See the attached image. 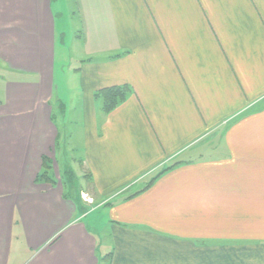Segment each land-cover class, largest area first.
Wrapping results in <instances>:
<instances>
[{"label":"crops","instance_id":"crops-1","mask_svg":"<svg viewBox=\"0 0 264 264\" xmlns=\"http://www.w3.org/2000/svg\"><path fill=\"white\" fill-rule=\"evenodd\" d=\"M56 1L0 0V264H264V0ZM59 103L106 223L35 182Z\"/></svg>","mask_w":264,"mask_h":264},{"label":"rangeland","instance_id":"rangeland-1","mask_svg":"<svg viewBox=\"0 0 264 264\" xmlns=\"http://www.w3.org/2000/svg\"><path fill=\"white\" fill-rule=\"evenodd\" d=\"M56 0H54V6H55V13L60 19L62 16L60 14H57V9H56ZM67 35V34H66ZM57 62L59 65H63L65 61L67 63L70 62L69 60V53H67V47H63V44L66 43V41L69 39H65V34L60 35V31L57 30ZM70 43V42H69ZM72 54V53H71ZM63 68V67H62ZM67 68V67H66ZM64 67L63 69L66 70ZM7 67H5V64L1 61L0 62V104L3 105L5 104L3 100V95H2V79H14L13 74L9 73L7 71ZM58 78V77H57ZM55 103V101H54ZM49 105H51L49 103ZM10 109V107H9ZM60 110H61V104L59 103L58 105H55V111L53 112L52 110V118L55 126V137H54V147L49 151V154L43 156V158L47 159V162L44 163V167L40 172H38L37 176L35 177V182L36 183H49L53 185H59V184H64L65 192L66 194L71 192V190H80V192L85 196L86 199L85 203L82 201V205L85 208V212L89 213L90 215H100L103 216V223L107 222L106 218V210H103L101 207L102 201L99 198H96L93 191V188H90V182H88V177L86 172L84 171V168H82L79 164V159L77 152H73V148L76 146L75 143L77 140V128H78V121L73 117L74 113L71 112V108L68 111V115L65 120V125L63 127L62 121H61V116H60ZM23 121V120H22ZM21 122V120H20ZM64 148L68 151L64 153ZM64 161L68 162V165L72 168L76 174V176L73 177V175L70 172L65 173V164ZM44 161L42 160V163ZM42 172V173H41ZM50 179V180H49ZM71 188V189H70ZM83 197V196H82ZM88 198H91V201L88 202L86 201ZM82 200V199H81ZM106 207V206H104ZM103 207V208H104ZM78 217V216H77ZM89 222V219H86ZM75 221L73 218L71 220ZM18 231V230H17ZM21 230L20 233L18 234V237L22 239L23 234L21 235ZM25 239V238H24ZM22 239V240H24ZM17 239L13 240V244L10 245V242H5V247H7V250L9 248L13 249V256L9 264H16V259L23 261V264L29 263L31 259H33L38 252H40L42 249L45 250L48 248V246H43L44 248H33V249H26V243L25 241H16ZM3 245V247H4ZM51 244H49L50 246ZM102 257L104 255V259L106 261H109L110 259V253L106 252V254L103 252L102 248ZM7 264H8V255H7Z\"/></svg>","mask_w":264,"mask_h":264},{"label":"trees","instance_id":"trees-1","mask_svg":"<svg viewBox=\"0 0 264 264\" xmlns=\"http://www.w3.org/2000/svg\"><path fill=\"white\" fill-rule=\"evenodd\" d=\"M125 89L126 88H124V87L121 88L120 86H112V87H108V88H105L102 91H100L99 94L104 99V102H105V104H104L105 108L104 109L106 112H110L112 109H114L117 106V104L119 103L120 100L124 99L125 92H126ZM43 161H44L43 162V167H44L45 166L44 163L47 162V159L43 158ZM165 170H162L160 173H163ZM42 172H43V170H42ZM152 181L149 182L147 187L152 183Z\"/></svg>","mask_w":264,"mask_h":264}]
</instances>
